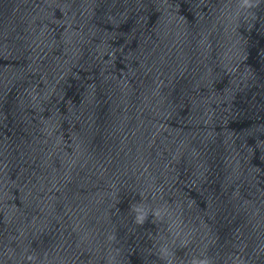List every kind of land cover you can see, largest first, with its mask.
<instances>
[{
    "label": "clouds",
    "instance_id": "clouds-1",
    "mask_svg": "<svg viewBox=\"0 0 264 264\" xmlns=\"http://www.w3.org/2000/svg\"><path fill=\"white\" fill-rule=\"evenodd\" d=\"M245 4H247V0H244ZM130 210L136 213L135 222L142 224L147 216V212L138 204L135 206H130ZM31 259V257H29ZM192 264H211L210 258L205 259H197L193 258Z\"/></svg>",
    "mask_w": 264,
    "mask_h": 264
}]
</instances>
